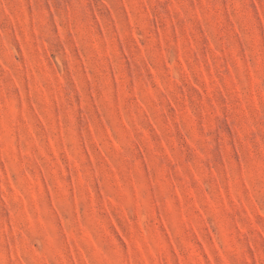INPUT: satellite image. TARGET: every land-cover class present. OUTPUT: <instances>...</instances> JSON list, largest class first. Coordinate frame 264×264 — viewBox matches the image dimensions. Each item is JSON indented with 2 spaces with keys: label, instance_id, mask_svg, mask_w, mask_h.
<instances>
[{
  "label": "rangeland",
  "instance_id": "obj_1",
  "mask_svg": "<svg viewBox=\"0 0 264 264\" xmlns=\"http://www.w3.org/2000/svg\"><path fill=\"white\" fill-rule=\"evenodd\" d=\"M0 264H264V0H0Z\"/></svg>",
  "mask_w": 264,
  "mask_h": 264
}]
</instances>
